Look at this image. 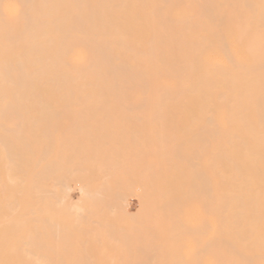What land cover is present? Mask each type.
<instances>
[{
  "label": "bare ground",
  "instance_id": "1",
  "mask_svg": "<svg viewBox=\"0 0 264 264\" xmlns=\"http://www.w3.org/2000/svg\"><path fill=\"white\" fill-rule=\"evenodd\" d=\"M57 107H126L129 110H121L122 115L142 112L149 120L167 122L166 126L204 124L180 126L200 136L198 146L191 147L199 160L201 190L193 193L184 185L182 173L174 171L175 179L188 190L183 191L178 183L170 204L171 179L164 173L163 179L169 180L163 185L164 196L170 205L166 203L169 212L165 208L167 216L163 215L159 228L173 218L177 226L159 233L153 240L156 244L148 241L171 248L176 256L169 260L176 261L162 263L159 254L154 257L150 251V257L122 260H137L132 264H264V0H0V264H130L111 263L116 259L112 252L118 249L113 245L118 243L124 246L118 250L128 251L125 245L132 244L111 234L106 240L91 239V245H111L102 248L106 254L100 258L85 254L84 248L68 252L71 249L58 245L67 243L61 238L46 243H57L60 248L53 249L71 263L56 262V256L50 262L44 254L52 247H38L42 242L36 237L48 234L54 225L33 224V214L43 213L46 219L50 215L46 208L40 211L38 203L33 208L35 200L51 203L56 197L64 202L71 191L64 194L68 188L61 192L47 188L46 179L59 175L49 170L54 165L51 153L59 145L63 148L58 127L50 125L51 115L120 114L114 109H48ZM175 124L170 125L174 132L180 130ZM193 134L191 138H199ZM191 138L185 139L190 145L195 143ZM165 146V151L158 149L169 155L172 150ZM48 159L51 162L44 165ZM80 190L79 200H89L92 192ZM189 195L196 196L199 206L193 246L185 230V221L196 207L187 200ZM82 203H72L76 215L82 216L86 209ZM128 205L119 206L124 215H131ZM185 248H192V256L183 262ZM98 258L103 262L94 263Z\"/></svg>",
  "mask_w": 264,
  "mask_h": 264
},
{
  "label": "rangeland",
  "instance_id": "2",
  "mask_svg": "<svg viewBox=\"0 0 264 264\" xmlns=\"http://www.w3.org/2000/svg\"><path fill=\"white\" fill-rule=\"evenodd\" d=\"M138 108L139 110L144 109L140 107H137L136 109ZM48 109L77 110V111L78 110L79 111L80 110H96V109L97 110L114 109L116 111L120 110L119 111L120 114L118 113L117 114L116 113L115 114H104V113H98V114H95V113L93 114H89V113L88 114L86 113L85 114L83 113L74 114L73 113L72 114L71 113V114L51 115L50 125L58 127L57 132L59 133V136H63V141L62 140L61 142L59 141V144L60 143L63 144V148L60 147V145L57 147L58 144L55 145V147L58 148L56 149L57 152L53 154L51 153V155L55 156V158L57 159L50 156V159H52L53 161L51 162L48 159L49 161L47 162L46 161L47 159H46L45 160L46 162L44 161L43 164L45 165V164H48L49 162L54 164L53 167L50 168L49 170L51 171L53 169L52 171H57V173L61 177H63V180L61 177H60L61 179L58 178L59 175L54 173V175L57 176L56 179H52V177L49 179H46V181H48L46 183L47 188L48 190H50V188L53 190V187H54L55 190L53 191L55 192L57 191L61 192V190L63 189L66 190L65 188H68L67 191H63L64 194L65 193L67 194L68 190L69 191L71 190V191L66 196V198L69 197L70 199H66L64 202L59 201V199H57L56 197H53L54 199L52 198L53 200H51L52 201L51 203H47V201L45 200H41V201L37 199L35 200L34 202L35 206L33 208H35L37 206L36 203H38L39 210L40 209L45 210L46 208V210L49 211L48 214H50L49 215L50 218L48 216V218L46 219L45 217H47V215L45 216V214L43 213L39 214L40 212H37L36 214L32 215V217L34 218L33 224L38 227L41 226L42 224L44 225L45 223H46L45 225H48V224H50L51 226L54 225L52 226V228L50 227L51 233L49 231V233L44 234L43 237H38V238L36 237V239L38 240V243L42 242L41 245L38 246L37 240H36V244H37L36 247L37 246L42 247L41 249L46 248L45 250H47L48 246L50 245L46 243L47 241L55 240L58 238L59 239L57 241H60V238H61L62 240L66 239L67 243L66 245H63L64 243L62 245L58 243V245L60 247L62 246L61 248L64 247L66 249H71L70 251H68L70 253L71 251H73V249L75 250L76 248L77 249L84 248L85 250L87 249L86 250L87 252H85V254L87 255L94 254V256L96 257H99V256L101 257L103 254H106L105 252H102L103 251L102 248H108V247H111V245H108V244L91 245L92 244L91 239H105L106 240L110 238L109 235L111 234L112 235L111 237L114 236V238L116 239L117 238L119 240L124 239L125 241L130 240V242H132V244L130 245V247L132 246L130 251H129V248H130L129 245L127 246L125 245V247H128V251H126L125 248L124 250H122L123 249L122 248L121 251L118 250L119 248L124 247L123 245H119L118 243L113 245L115 249L118 248L117 249L118 251L116 250L112 252V255L115 256L116 259L111 261V263H130L132 264V262L134 263V261H136L135 263H137V260H132L134 259L133 257H137V256H140L143 258L145 256L150 257L149 251L151 254L154 253L156 255V256L153 255L154 257H157V255L159 254L158 258L160 259L159 261L162 260L161 261L162 263L168 262V261H173V262L176 261V260H169L170 258H173L174 256H176V253L170 250L171 248L169 247L160 248L162 247V246H159L160 244L159 245L157 244L158 246H156V245H153L152 243L156 244L153 240H155V238L158 239L157 236L159 235V233L160 235L163 232L169 233L175 227V225L177 226V219L173 218L171 219V221L170 220L167 221V219L165 218L166 223L163 224L162 226V228L164 227L163 228L164 231L163 229L159 228V226L161 225L160 222L162 221L161 218L163 217L164 219L163 215L167 216L169 212L168 205H170L172 202L175 201V196L179 188L178 186L180 185L181 186L186 185L187 187L189 186L188 188L189 189L191 188L193 190V193H195L197 189H198L196 191L197 193L201 190V187L199 186L200 183L198 181L199 172L197 173V171L200 168L199 160L195 156L197 154L195 155L193 154L194 152L193 149L194 147H196L195 145L193 147V144L197 145L196 141H199L200 136H198L197 134L198 131L196 133L194 132L195 130L194 131L188 130L190 131L189 132L190 136H188L189 135V133L187 134L188 131L181 127L185 125L184 128L185 127L187 128L190 124L191 125L189 127L194 126V125L202 126L204 124L203 123L202 124L200 123H187V124L177 123L179 124L178 126L180 130L176 129V131L174 132L173 130L170 129V125L174 126L175 123L173 124L168 123L167 125L169 124L170 125L166 126L167 122H163V123L157 122V121L154 122L152 120L147 119L146 114L142 112L137 113V114L128 113L127 115L125 114L122 115L121 110L122 111L129 110V108H126V107H116V108L115 107L113 108L112 107H107V108L57 107V108H48ZM160 123L162 124L160 125L162 128L159 127V129L161 128L162 130L165 126L168 127V129H166V131L165 129L162 131L159 130L157 126H159ZM177 124L175 125L177 126ZM150 126L151 128H149ZM181 129L185 130L184 131L186 132L185 135L184 133H182L183 130ZM55 130L53 128V130L51 131H55ZM155 133L156 134L158 133L157 136L160 137L158 138L159 140H164V141H161L159 143L157 137L154 136L156 135ZM162 133L163 134L165 133V134L163 135ZM191 133L193 134V136L197 135L199 138L198 139H196L195 137L191 138L192 136ZM178 137L180 138V140L178 139ZM187 137L189 139L191 138L192 141L194 139L195 143H192L190 141L192 145H190V143L188 144L187 141L185 140L187 139ZM165 139H168L167 141L169 143L165 141ZM181 139L183 140V142ZM175 140H177L178 142ZM179 141L181 142L179 143ZM160 144L162 146H160ZM164 144L166 145L165 148L168 147L170 148V150H172L169 155L165 154L166 152H164V154L166 155V158H164L165 155H162L163 151L161 153V150L164 149L163 148ZM198 144H200V142ZM158 145L159 147H157ZM178 145L180 146L182 145L181 146L182 149L180 150L184 152V153L182 152L183 153L182 155H181V152L179 153V148L181 147H179ZM191 146L193 147V149ZM158 148H160L161 150ZM189 148H191L192 150ZM151 150L155 152L153 153V155H152ZM187 150L189 152L191 151L192 159L190 158L189 153L186 154ZM54 151H55V148L53 152ZM158 152H160L159 154L161 155H157ZM185 154L188 156L186 157ZM167 155L169 157L171 155L172 156L169 158ZM176 155H178V157H176ZM178 158L181 160H178ZM184 158L185 160H183ZM54 159L55 161L57 160L58 162L55 163ZM162 159H166V160L162 161ZM175 164L176 166L178 165L177 166L178 169L175 166ZM41 166L45 168V166L43 165ZM164 167L166 171L164 170ZM179 168H180V171H179ZM188 170L191 171L190 172L191 174L189 173ZM174 171L176 173L178 172L182 173V177L185 178V180L187 181L186 182L185 180L182 179L184 185L181 184L182 181L178 182L175 179L176 173ZM164 173H167L170 178L168 176L167 177L171 179L170 181L171 185L169 184L170 185L169 189L171 190V196L168 197L169 200H171L170 204H168L169 203V201L167 200L168 198H165L166 196H164L165 189L163 188V185L165 186L166 183L169 181L168 179L166 180V178L163 179V177H165V175L162 176ZM187 173L190 174L189 177L191 178L193 177L192 175H194L195 179L192 180L189 177L186 178V176H188ZM160 175H161V178H160ZM189 179L190 181L193 182V184H191V182L188 181ZM56 180H57L58 185H62L60 186L62 188L58 187V185H56L55 187ZM53 183L55 184L53 185ZM178 183H180V185ZM191 185H195V186L194 187L192 186L193 187L192 188ZM44 186L46 188V185ZM65 186H68V187H65ZM186 186L182 187V189L184 188L183 191H185V189L187 188ZM69 187L71 189H69ZM188 188L186 189V191L188 190ZM203 188H204L203 190H205V187ZM80 189H84V191H87V192L90 191L94 194L89 192L91 194V197H89V200L86 197H84L85 198L84 201H80L79 199L81 195H83V193L80 192L81 191ZM192 190H189V191L191 192ZM172 193H174V195ZM197 196H199V194H197ZM193 197H194L193 195L192 196L189 195L186 198L188 201H190V203L192 202L191 205L196 206L195 211H194L195 213L193 212L194 214L192 213L191 214L192 216H189L187 220L185 221V224H186L185 230L187 231V235L189 237L188 244L191 246H193L194 245L193 243H195L194 242L195 235H194V232L192 234V231H195L194 229L196 227L195 224L196 223L198 224V222H200L199 216H198L199 214H196L198 211V207H199L198 200L196 196L194 198ZM85 200H88V201H85ZM75 202L76 203L79 202V204H81V202L85 203V204L82 203L86 208V209L83 208L84 211L81 214L82 216H79V214H77L79 219L75 217L77 216L76 215L77 212L75 210H72L71 208L73 205L72 203H75ZM125 202H129L128 211L131 215H124V213L122 212V209L119 207L120 204L122 205ZM166 203L168 205H166ZM166 206L168 209L166 208ZM80 207L82 209V206ZM38 208H36V210H38ZM165 208L167 209L166 210L167 214H166V211H164ZM36 210L34 211L36 212ZM43 210L42 212H44ZM52 218H55L56 220L51 221L50 219ZM193 219H194V222H193ZM48 220H50V223H47ZM56 224H58L59 226L61 225L62 230L61 228L57 229L58 225ZM128 225H131V227ZM53 227L54 228L57 227L56 228L57 230L54 229ZM149 227L150 228L152 227V228L150 229ZM124 229H125V232H123ZM37 230L38 228L36 227L34 231H37ZM64 230L67 232V235L65 234ZM120 230H122V232H119ZM61 231L67 237L64 236V234L63 236L62 235L56 236L57 234L56 232H60L61 234ZM68 231L71 233H69ZM43 232L47 233L45 231ZM54 234L56 237L53 236ZM99 235H102V236H99ZM45 236H47L49 240L46 239ZM119 236H121L120 238L122 239H120ZM42 238H44L45 242L42 241L43 240ZM149 240L150 242L151 241L153 242L149 244L150 243L148 242ZM86 241L87 242L89 241V244L86 243ZM133 241H136V242L133 243ZM93 242H95V240H93ZM56 244L57 243L55 244L53 243L52 245L49 246L50 249L52 247V251H50L49 249L50 252H48L47 250V253H51V255L47 254L46 252H45L46 254L43 253L44 257L45 255L46 257L49 256L48 258L49 261L50 259H52L51 256L52 257L56 256L57 258V259L55 258L56 262L63 260L60 258L61 255H58L59 250L55 251V248L58 246ZM151 246H154L157 252H155V250L153 251V247L150 249ZM53 247L55 248L53 249ZM133 247H134V251L132 250ZM139 247H141V249L138 252ZM158 247L161 250L163 249L164 251L163 250L161 251L160 249H158ZM135 248H137V250H135ZM143 248L148 249L147 251H148L149 256H147L146 249H144L145 250L144 251ZM127 252L128 253L130 252L131 254H127ZM135 252H138V253L136 254ZM140 254L143 256H141ZM182 254H183V258L181 260L183 262L188 261L190 257L192 256V248L183 249ZM129 256L130 258L132 257L131 259L132 261L130 260V258L127 259L129 261H127L126 259L122 260L124 259V257L127 258ZM117 257L119 258L117 259ZM99 258L96 261H94V263H102L103 261L100 260ZM165 258L167 259V261ZM46 260L47 258H45L43 262H45ZM145 261L148 262L149 260H145ZM60 262L62 263L70 262L71 263V260L67 258ZM108 263H110V261Z\"/></svg>",
  "mask_w": 264,
  "mask_h": 264
}]
</instances>
